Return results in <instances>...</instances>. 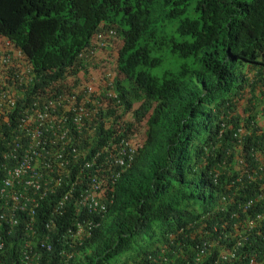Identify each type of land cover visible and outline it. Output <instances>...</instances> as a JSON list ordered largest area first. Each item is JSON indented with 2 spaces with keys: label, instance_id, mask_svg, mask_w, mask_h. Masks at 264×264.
Masks as SVG:
<instances>
[{
  "label": "trees",
  "instance_id": "1",
  "mask_svg": "<svg viewBox=\"0 0 264 264\" xmlns=\"http://www.w3.org/2000/svg\"><path fill=\"white\" fill-rule=\"evenodd\" d=\"M109 29L116 33L108 50H117L122 113L101 135L111 157L120 139L133 138V163L111 205L95 215L91 238L73 249L63 244L64 231L83 215L72 208L53 227L41 264H62L63 253L71 254L67 264H182L181 252L207 240L217 246L202 264H214L221 247L243 238H233L234 223L264 214V201L246 214L237 210L264 191L263 173L248 161L264 137V0H0V35L36 73L59 76L90 48L95 32ZM239 151L246 164L232 168ZM53 201L35 212L37 238ZM236 211L240 219H231ZM20 234L21 226L3 232L8 264L17 258ZM236 257L218 264L261 262L262 237L249 235Z\"/></svg>",
  "mask_w": 264,
  "mask_h": 264
},
{
  "label": "built area",
  "instance_id": "2",
  "mask_svg": "<svg viewBox=\"0 0 264 264\" xmlns=\"http://www.w3.org/2000/svg\"><path fill=\"white\" fill-rule=\"evenodd\" d=\"M30 71L20 53L9 41L0 38V121H6V112L15 107L14 90L32 81ZM85 93V89H80V92L67 96L68 100L57 101L48 100L41 92L34 94L21 110L23 116L16 129L15 144L3 155L4 159H8L9 167L3 166L5 175L0 181V255L4 248L2 231L21 225L23 238L18 264H40L34 217L43 200L67 187L45 221L44 227L48 232L64 215L69 200L71 206L78 210L99 213L104 210V205L100 203L98 190L100 185H105L104 181L94 176L90 186L77 191V181L81 180L76 179L84 169L123 168L133 160L134 143L121 139L116 146H112L119 149L118 156L111 157L109 147H106L103 151L96 150L90 160L79 162V158H85V152L80 148L85 137L82 125L79 126L82 110L79 107L77 113L73 102ZM70 111L75 114L71 126L67 124L68 113H65ZM118 177L119 173L109 179L113 184ZM95 227L94 221L79 219L64 232L62 242L71 248L82 245L91 237ZM47 241L45 235L40 248L49 250ZM68 259L65 257L62 264H67ZM0 264H3L1 257Z\"/></svg>",
  "mask_w": 264,
  "mask_h": 264
},
{
  "label": "clouds",
  "instance_id": "3",
  "mask_svg": "<svg viewBox=\"0 0 264 264\" xmlns=\"http://www.w3.org/2000/svg\"><path fill=\"white\" fill-rule=\"evenodd\" d=\"M113 37H116V33L113 29H109L107 31L100 30L95 32V34L90 40L91 41V44L89 45L90 48L85 50H80L75 57L74 63L70 66L65 67L64 72L62 74H60L59 76H55L53 73L49 71H46L42 74L36 73L32 68L33 67L32 64L28 61V58L23 54L21 49L17 47L15 43L10 39L0 35V38L9 41L10 45L20 53L22 59L30 68L31 70L30 74L32 77L31 82H28L26 85H23L17 90H14L16 96L15 107L6 112L5 114L6 121H4L3 119H1L0 121V181L4 178L5 175L3 166L7 168L9 167L8 159H4L3 155L4 153H8L11 150L12 145L15 144L16 129L20 123L21 117L23 116V112L21 110L23 106L32 99L33 95L38 94V92H41V95H44L48 100L57 101V100L67 99L66 98L67 96L73 95L77 91L80 92V89H85L86 93L80 97H77V99L73 102V106L76 107L75 111H77V113H79V109H78L79 107L82 110L81 111L82 113H80L81 121L79 123V126L82 125L84 129L83 132L85 137L83 144L80 146V148H82V150L85 152V158L84 159L79 158V162L83 163L84 161L90 160L93 157V153L96 150L103 151L106 147H108V144H105L102 140L101 132L103 131V129L108 130L112 122L116 118H118L122 113V101L120 99V96L115 90L116 82L120 80L121 75L118 73L117 69L113 68L114 61L117 59V50H114L112 52V55H111V51L108 50V47L113 45V41H114ZM260 72H264V67H261ZM251 79H255V78H251ZM65 113H68L67 124L71 126V120L73 119L75 114L72 113L71 111ZM259 128L261 129V132L264 133V119L261 117H260ZM241 134L242 131L239 130V137H237L238 140L239 138H241L240 137ZM125 140L132 141L136 149V143L133 138H127ZM251 149L252 151L249 153V155L247 154L248 161L253 162L255 169L258 170L259 173H263L264 175V137L256 146L251 147ZM237 153L238 154L234 159L232 168H239L240 166H244L246 164L245 163L246 157L244 156L245 152L242 153V151H239ZM132 163L133 160L129 165L123 168H117V167L112 168V166H109L101 170H97L95 169V167L84 169L79 179H76V181L81 180V181H77V191L85 187L84 185L81 184L83 177L91 172H96L95 176H97L99 180H103L104 184L106 185V186L100 185L99 187L98 194L100 197V202L101 203L104 202L103 205H105V203H109L110 206L114 196L113 193L117 181L124 174V172L131 167ZM118 173H119V177L112 184L109 177L111 175H116ZM253 179H254L253 175H250V178L247 181L252 182ZM96 182L98 183V181ZM91 184L92 183H90L88 186H90ZM66 190L67 187L61 188L54 195L49 196V197H54L51 210L54 204L56 205L58 201L62 198ZM222 201H225V199L222 198ZM262 201H264V191L261 190V192L256 197L249 198L245 202L240 204L237 210L241 211L243 214H246L247 210H250V208L254 203L262 202ZM72 208L74 207L71 206V200H69L66 205L64 215L58 218L56 222H58L61 218H63L65 214L71 211ZM51 210L48 216L43 221L44 235L37 238V232H36V236H35L36 250L41 257L40 264L42 261L41 251L44 249L46 251L51 250L50 245L52 244L50 242L51 241L50 234L53 228L50 232H48L44 227L45 221L48 219V217L51 214ZM78 211L83 212L81 219H88L92 221L94 220L95 215L98 214V212H88L86 210H78ZM238 211L231 213L232 217L230 218L240 219L238 218ZM78 218L79 217L76 216V219L73 220L71 226H73L75 221L79 220ZM263 220H264V214L258 213V214H254L253 216L247 217L243 220H239L235 222L234 223L235 235H233V238L236 236L243 238H241V241L237 239L236 240L237 242H235L234 244L235 246L232 248L225 249L221 247L217 258L213 261V263L218 264L219 262L236 260L237 248L240 247L243 242H246L248 236L253 233H255L257 237H262V240L264 241V232H262V230L260 229V224L262 223ZM55 225L56 223L53 225V227ZM19 226H17L16 228H18ZM14 229L11 228L4 231H11ZM34 229H35V217H34ZM4 231H2L1 234L2 237ZM45 235H47L48 237V241H47L48 245L46 246H49V250H47L46 248H40V243L45 240ZM22 238H23V233L21 229V234L19 237L20 247L22 244ZM170 239L172 240L171 244L173 245L174 238L171 237ZM193 239H194L193 237L190 238V240ZM62 241L64 240L62 239ZM194 245L195 246L188 247V250H190V254L181 252V254L178 255L180 259H183L182 264H202L209 256V250L217 246L215 245V241L212 242L211 240H207L202 244H200L203 246L197 244ZM20 247L17 251V256H16L17 258L13 264H18V255H19ZM71 249H73V247ZM4 250H5V241H4L3 251ZM3 251L1 252L0 257L2 259L3 264H8L6 262V259L3 258L4 256ZM166 252L169 253V247H167V245H163L160 250L161 256L165 257ZM62 256L64 258L65 257L70 258L71 254L63 253ZM164 259L167 260L166 257ZM151 262L152 264H158L157 261L154 259H152ZM247 264H264V259H261V262L252 259L249 260Z\"/></svg>",
  "mask_w": 264,
  "mask_h": 264
},
{
  "label": "rangeland",
  "instance_id": "4",
  "mask_svg": "<svg viewBox=\"0 0 264 264\" xmlns=\"http://www.w3.org/2000/svg\"><path fill=\"white\" fill-rule=\"evenodd\" d=\"M244 106H245V102L244 103H242V105H241V109H243L244 108Z\"/></svg>",
  "mask_w": 264,
  "mask_h": 264
}]
</instances>
